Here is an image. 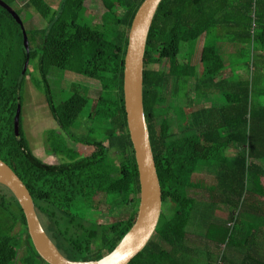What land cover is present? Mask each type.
Masks as SVG:
<instances>
[{"label": "trees", "instance_id": "obj_1", "mask_svg": "<svg viewBox=\"0 0 264 264\" xmlns=\"http://www.w3.org/2000/svg\"><path fill=\"white\" fill-rule=\"evenodd\" d=\"M1 1L11 8L16 2ZM86 1L63 0L55 9L46 0H29L18 10L12 8L23 21L28 51L23 29L0 4V159L28 189L51 240L75 261L112 253L136 223L140 199L124 77L130 31L144 0H97L106 12L92 22L86 18ZM31 10L47 28H26L23 13L30 18ZM220 26L228 27L239 55L249 57L243 73L230 69L232 74L226 75L230 66L215 47L203 48L195 63L192 54L182 56L185 46L192 47L217 28L220 33ZM32 63L39 76L30 75ZM53 69L101 85L89 115L92 127L84 137L70 131L89 97L73 85L72 95L58 101L50 83ZM28 76L45 94L61 129L49 130L47 139L49 153L62 160L59 165L37 158L23 130L18 103ZM176 99L187 104L174 105ZM143 104L162 207L170 205L174 214L165 217L161 212L154 236L130 264H193L188 227L197 205L208 199L236 212L244 208V195H264V169L259 165L264 160V0H163L147 39ZM169 108L183 123L180 135L171 131ZM166 110L156 128L157 113ZM69 140L94 151L85 156ZM229 148L235 154L228 163ZM206 165L216 172L209 187L197 180ZM101 195L128 213L109 225L93 221L90 214H98L96 199ZM240 215L229 216L234 222L227 227L230 235L225 232L219 240L230 250L237 246ZM18 263L49 264L37 254L18 202L0 185V264Z\"/></svg>", "mask_w": 264, "mask_h": 264}, {"label": "rangeland", "instance_id": "obj_2", "mask_svg": "<svg viewBox=\"0 0 264 264\" xmlns=\"http://www.w3.org/2000/svg\"><path fill=\"white\" fill-rule=\"evenodd\" d=\"M46 1L50 6L58 9L63 0ZM86 7V18L90 22L96 19H101L106 12L103 4L97 0H87ZM12 8L18 10L21 7L15 3ZM30 13H33V16L30 18L26 17V13H23V20L26 21V28L44 29L48 27L47 22L43 20L41 16L35 14L33 10H31ZM219 28L221 29L219 30L221 31L220 33L217 28L216 32L212 33L209 37L199 39L192 47L185 46L183 48L182 56H186L188 53L192 54L193 56L190 55V58H192L193 63H195L200 60L203 48L215 47L223 59L227 61L226 64H229L230 66L224 70L226 75H229L230 73L232 74L233 71L230 72V69L236 70L235 73H243L242 68L244 67L245 62L249 60V57H241L239 55V48L233 44V35L227 32V26H220ZM161 67L162 66L159 65L150 66V68L153 69ZM30 75L39 76L33 63L30 65ZM50 83L52 85L53 93L58 101L66 100L72 95L74 91L72 88L73 85L75 86V89H82L87 93L89 103L85 107L78 122H76L75 126L70 131V133L75 136L84 137L92 127V121L89 119V115L94 107V98L99 96L101 89L100 83L83 75L72 72H63L58 69L52 70L50 74ZM215 95L220 99V93H215ZM214 101L217 102V99ZM220 102L218 101V103ZM173 103L174 105L179 104L184 106L187 104V101L176 99ZM210 104L211 102L208 101L207 105ZM164 112L165 113H157L155 119L156 128L162 123L167 110ZM176 115L174 109L169 108L168 116L169 119L173 120V123H171V131L177 136L183 131V123ZM189 116H191V114H189ZM21 119L23 130L34 155L49 165L61 164L62 160L59 157L56 155H50L48 150L49 143L47 141L49 130L61 129L51 113L45 94L34 85L30 76L27 77L24 87L23 101L21 104ZM71 143L70 145L73 146L75 150L82 151L85 156L91 155L94 151L92 147H84ZM233 154H235V151L231 148L226 151L225 159L228 163ZM112 155H114V153H112ZM259 165L264 169V160L259 162ZM214 169L215 168L206 165L199 171L197 180H203L207 187L214 184L216 173ZM263 196L262 192L255 197L251 196V193L243 196L244 208L239 209L236 213L241 211L240 219L245 221V224L247 221H250L249 217L252 218L250 213H247L246 209L250 208L252 200H254L255 203L263 201L264 204ZM96 200L99 212L98 214H90V217L94 219L93 221H97L100 224H112L114 221L123 218V216L128 213L124 206H115V204L114 206H110L108 198L105 196H98ZM111 200L113 199L111 198ZM162 213L165 217H170L174 214V209L170 205H164L162 207ZM234 213L235 211H233L232 208L223 203L216 201L211 203L208 199L204 203L195 207L188 227V247L192 250L189 259L193 264H230L231 257L235 255L234 252L236 250L230 253V249L225 247L227 242L225 245H221L219 240L225 232H227V235H230L229 231L231 229L226 227V220L229 216H234Z\"/></svg>", "mask_w": 264, "mask_h": 264}, {"label": "water", "instance_id": "obj_3", "mask_svg": "<svg viewBox=\"0 0 264 264\" xmlns=\"http://www.w3.org/2000/svg\"><path fill=\"white\" fill-rule=\"evenodd\" d=\"M163 0H144L134 18L125 59V104L131 140L138 164L140 199L136 223L115 250L101 259L75 261L64 255L51 240L40 220L33 199L18 176L0 159V185L8 189L25 216L29 238L40 257L49 264H130L151 241L162 212V192L150 144L143 104V71L148 35ZM23 29L24 47L28 39L23 22L15 11L0 0ZM21 112V103H18Z\"/></svg>", "mask_w": 264, "mask_h": 264}, {"label": "crops", "instance_id": "obj_4", "mask_svg": "<svg viewBox=\"0 0 264 264\" xmlns=\"http://www.w3.org/2000/svg\"><path fill=\"white\" fill-rule=\"evenodd\" d=\"M28 1L16 0L15 3L22 7ZM246 210L252 218L249 217L250 221H247L246 224L240 219L241 228L239 227L240 231H237V246L230 250V253L236 250L235 255L231 257L230 264H264V204L263 202L255 203L252 200V205ZM234 216H236V212ZM228 219L226 227H229L230 224L233 226L234 222ZM243 243L246 244L244 248L241 247Z\"/></svg>", "mask_w": 264, "mask_h": 264}, {"label": "flooded vegetation", "instance_id": "obj_5", "mask_svg": "<svg viewBox=\"0 0 264 264\" xmlns=\"http://www.w3.org/2000/svg\"><path fill=\"white\" fill-rule=\"evenodd\" d=\"M50 155H54V154H50Z\"/></svg>", "mask_w": 264, "mask_h": 264}, {"label": "built area", "instance_id": "obj_6", "mask_svg": "<svg viewBox=\"0 0 264 264\" xmlns=\"http://www.w3.org/2000/svg\"><path fill=\"white\" fill-rule=\"evenodd\" d=\"M231 226V225H230Z\"/></svg>", "mask_w": 264, "mask_h": 264}]
</instances>
